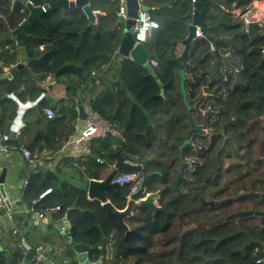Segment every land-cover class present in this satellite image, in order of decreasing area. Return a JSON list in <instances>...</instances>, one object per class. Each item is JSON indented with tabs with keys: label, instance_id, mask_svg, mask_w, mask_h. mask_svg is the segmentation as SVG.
<instances>
[{
	"label": "trees",
	"instance_id": "obj_1",
	"mask_svg": "<svg viewBox=\"0 0 264 264\" xmlns=\"http://www.w3.org/2000/svg\"><path fill=\"white\" fill-rule=\"evenodd\" d=\"M140 1L153 9L150 13L159 23L148 40L149 46L144 45L149 60L157 62L153 66L155 77L143 65L117 53L122 28L116 25L115 12L120 0H91L90 8L105 11V17L95 23L78 7L50 11L41 23L44 21L55 34L60 48L47 49L46 61L39 66L42 71L33 72L27 64L35 62L32 59L37 53L31 51L38 52L39 46L44 45L34 43L38 37L33 29L26 65L12 81L0 80V134L7 135L18 114V103L5 94L13 93L22 102L27 97L34 100L48 77L66 87L61 103L53 104L43 97L26 110L25 125L17 138L4 142L7 147H24L34 155L44 149L42 143L48 139L50 149L59 150L73 133L81 104L97 112L119 133L92 140L91 153L75 159L82 172L79 184L69 186L68 181H59L55 173L35 176L23 193V200L31 204L35 199L33 210L49 218L53 215L51 210L59 207V215L52 218L50 228L66 216L71 243L64 239L62 254L67 264H76L72 250L75 243L89 246L91 261L106 254L115 255L118 261L113 264H247L242 222L225 219L211 227L196 225L182 236L179 234L185 226L230 212L229 203H202L205 199L201 198V190L213 185V176L222 165L218 156L220 141L214 134L204 132L215 131L212 108L216 82L227 87L236 83V96H241L239 86L246 80L247 66L257 64L261 58L250 47L264 46V32L252 27L245 33L230 13L232 3L242 6L252 0H207L206 32L217 40V53L211 50L207 38L197 36L184 58L178 48L187 35L192 1ZM8 46L0 53V72L17 63L15 48L11 43ZM235 61L244 66L240 75L232 76L231 63ZM181 69L186 75L187 100L192 107L189 113L179 90ZM161 88L164 97L159 95ZM47 108L53 110L52 118L45 115ZM186 140L189 143L179 150ZM114 152L133 164L149 158L140 170L147 180L145 190L159 191L158 203L166 205L171 213L159 212L154 218L149 206L134 204L131 215L123 219L125 228L106 214L99 200L87 198L89 180H103L114 170ZM130 171L134 170L118 172ZM240 181L234 189L223 187L221 196L212 191L210 195L215 200L228 198L243 188ZM47 188L50 193L38 199ZM128 194L129 188L117 185L107 191V198L121 211L127 206ZM234 228L237 234L232 236ZM258 228L253 223L254 234ZM34 257L33 249L26 253L19 248L1 250L0 264H28Z\"/></svg>",
	"mask_w": 264,
	"mask_h": 264
},
{
	"label": "flooded vegetation",
	"instance_id": "obj_2",
	"mask_svg": "<svg viewBox=\"0 0 264 264\" xmlns=\"http://www.w3.org/2000/svg\"><path fill=\"white\" fill-rule=\"evenodd\" d=\"M40 5H42L40 0H0V40L7 35L9 29L23 23L28 6ZM13 22H16L14 26ZM8 45L9 42L0 43L1 53L9 48ZM250 51L257 54L259 52L261 58L257 64L247 66L246 80L239 86L242 87L239 89L242 92L241 96H236V83L227 87L217 81L214 86L212 117L215 131L212 133L205 130L204 133L214 134L216 140L220 141L218 156L222 165L217 169L218 171L222 169L227 175L223 182H217L215 179L213 185L203 187L201 198L205 199V195L214 191L211 190L212 186L220 184L221 188L229 186L234 189L241 180L243 188L225 198L231 199L227 202L230 204V212L222 217L226 218L237 212L244 213L229 220L245 225L244 256L247 264H264V46H251ZM31 53H37V50ZM243 66L244 63L232 62L231 75L235 73L240 75ZM240 193L247 195L238 197ZM211 199L214 197L210 195L202 202L208 203ZM253 223L258 224L257 234L253 233ZM235 226L236 224L233 225ZM236 234L234 228L232 236Z\"/></svg>",
	"mask_w": 264,
	"mask_h": 264
},
{
	"label": "water",
	"instance_id": "obj_3",
	"mask_svg": "<svg viewBox=\"0 0 264 264\" xmlns=\"http://www.w3.org/2000/svg\"><path fill=\"white\" fill-rule=\"evenodd\" d=\"M192 1V8L190 12V23L186 25L187 29V35L186 37L181 41V46H183L182 50V58L185 57L188 48L190 46V43L193 39H195L197 36H203L207 38L210 41L211 44V50L214 51V53H217L215 50L217 40L212 39L206 32V25H205V16H206V4L207 0H191ZM42 5L37 7H31L28 6V12L25 17V20L21 25H18L16 27H13L9 29L7 35L4 38H1L0 43L2 42H9L13 45L15 48V52L17 53V63L10 64L8 66V70H3L0 72V80H10L12 81L13 78L18 74V72L21 70V68L26 65L29 52H28V40L31 36V31L34 29V27L41 23L44 16L55 9H63V8H73L78 7L82 8L87 12L89 15V20L91 22H95L94 17L91 15L90 12V6L88 4L89 0H57L52 2L51 0H41ZM125 6H126V17L124 19L119 18L116 22V25H122V37L121 41L117 48V53H119L121 56L133 60L141 65H143L147 70H149L150 74L155 77L154 68L148 58V53L145 50V46L142 43H135L134 37H133V25L135 22V19L138 16L139 10L142 11H153V9L143 3H141L140 0H124ZM2 52V49H0V53ZM185 81H186V75L183 69L179 71V90L182 96V102L184 106L186 107L187 113L190 112L191 106L187 100V91L185 89ZM158 84H161L159 80H157ZM55 84L54 81L49 83L46 87L40 88V91L42 92V98L46 97L48 100H50L52 103H55L56 100L49 94H46L48 90ZM159 95L164 97V91L161 88ZM14 98V96H11ZM19 104V110H18V117L21 116L25 106H22L20 102ZM78 113V119L84 120L86 117V109L84 105H79L77 109ZM189 141H185L179 148V150L187 144ZM113 156L115 157V165L114 170L103 180H97V179H91L88 182V189H87V195L91 199L99 200L102 203L103 209L105 210L106 214L117 220L120 224H122L124 227L123 219L130 215L131 210L135 202H137V205L139 206H149L153 210V217L155 218L156 215L159 212H163L165 214L171 213L168 211L166 205H157L154 200L159 198L158 192H152L148 194L144 199H141L143 197V194L145 193L146 183L147 180L144 178L142 184L140 185L139 189L130 194L129 200L127 202V206L124 210L119 211L117 210L110 201L107 200V191L109 189H112L116 187V184H112L111 178L113 177L114 173L116 171H123V170H137L140 171L143 169V166L145 162L147 161V157H143L140 164H133V163H127L125 162V159L119 155L118 152H114ZM6 168H3L0 172V194L4 198V202L6 204L7 210H11V202L7 194V190L5 187V178H6ZM152 173H149L150 176ZM122 186L129 188V184H121ZM247 195L246 193H240L238 197H243ZM231 199H225L220 201H215L214 199H211L208 204L213 205L214 203H227L230 202ZM204 204V202H202ZM244 215V213H235L230 214L224 217L217 218L213 221H200L197 223V225H204L206 227H211L213 225H216L220 222H222L224 219H232V218H238L240 216ZM196 225H189L182 228L181 233L179 234L182 236L186 231L194 228ZM126 228V227H125ZM125 234V239L127 238V234ZM68 241L71 243V239L68 238ZM89 246L84 243H75L72 244V250L76 254V258L79 264H103L102 258H99L97 261L92 262L88 258L87 252L89 251Z\"/></svg>",
	"mask_w": 264,
	"mask_h": 264
},
{
	"label": "crops",
	"instance_id": "obj_4",
	"mask_svg": "<svg viewBox=\"0 0 264 264\" xmlns=\"http://www.w3.org/2000/svg\"><path fill=\"white\" fill-rule=\"evenodd\" d=\"M90 1L91 0H89L88 4H90ZM150 14L152 15V13ZM43 22L34 27L36 34L35 36L38 37V39L40 37V39H36L34 43L43 42V47L45 50H39L37 54L34 55L35 59H32L35 62H30L27 64L29 69H31L33 72L42 71V68H39V66L46 61L47 49L54 50L60 48V44L58 43L55 34L50 32ZM96 22L97 20H95V23ZM27 44H33V41L29 39ZM3 70H8V66L3 67ZM52 81L54 80L48 77L41 83V88L46 87ZM54 82L55 84L50 88V90L47 91L46 94H49L55 98L56 102L53 104H59L65 98L66 87L63 84L57 83L56 81ZM5 96H14L13 99L17 103L20 102L22 106L26 105V107L24 108L21 116L18 117L17 114L16 118L11 123L9 134H0V144L2 143V135H7V137L11 139L17 138V136H15L16 128L19 127V131H21L22 127L25 125L24 113L28 108H32L42 98V92L40 91L37 98L34 100L30 99V97H27L24 102L20 101L13 93L5 94ZM19 107L20 106L18 104V110ZM85 109H87V107H85ZM117 136H119V133ZM46 141L47 142L44 140L42 143V145L44 144V149L34 154L30 160L24 158L21 154V148L24 147L14 148L10 146L7 147V152H0V172L3 168H6L7 170L5 187L11 202V210L8 211L6 207V213L8 215L4 214L3 211H0V251L5 250L7 252L10 249L19 248L24 253H26L27 250L42 246L45 249L44 254L49 264H67L62 254L64 239H67L60 229V225L65 224L63 222V218L60 222H56L53 227H49V223L51 222L52 218L59 215L57 211L58 209L55 208L51 210L53 213L52 217H50L51 219L47 215H45L43 218H39L37 216V212L40 211H34L33 207L31 206V204L36 202H33L35 199H32L31 204H29L27 200H23V193L26 191L30 180L33 177H41L45 174L49 175L50 173H55L58 176V180L61 182L68 181L70 183L69 186H71L72 183L79 184V181L82 178V172L79 171L75 159L80 158L82 155H76L70 147H66L65 142L59 150L53 151L49 147L51 145L49 140L46 139ZM147 160H149L148 157ZM87 189L88 184L86 188V195ZM156 192L159 194V191ZM146 193L150 194L151 192L145 191L143 197H146ZM87 198L91 199L88 197V195ZM158 199L154 200L156 204L158 203ZM127 200H129L128 196ZM135 204H137V202H135ZM157 205L160 204L158 203ZM66 224L69 226L68 220ZM195 225H197V223ZM127 227L130 230L129 225H127ZM21 238H23L24 241L21 240ZM101 258L103 259V264H113L115 261H118L115 258V255L111 254H106ZM76 264H79L77 258Z\"/></svg>",
	"mask_w": 264,
	"mask_h": 264
},
{
	"label": "built area",
	"instance_id": "obj_5",
	"mask_svg": "<svg viewBox=\"0 0 264 264\" xmlns=\"http://www.w3.org/2000/svg\"><path fill=\"white\" fill-rule=\"evenodd\" d=\"M73 1V0H72ZM82 9V8H81ZM84 16L89 19V15L85 10H83ZM91 15L95 20L101 17L106 16V12L99 9H91ZM232 17L241 25L245 33H248L252 27L258 28L259 30L264 32V0H252L246 5L242 6H234L232 10H230ZM116 17L124 19L126 17V6L124 0H120L118 9L115 12ZM159 28V23L155 20L150 12L139 10L138 16L135 19L133 25V37L135 43L145 44L148 40L151 39L155 30ZM39 50H43V46H39ZM152 66L156 65V61H150ZM45 115L48 118H52L54 116V112L52 109L47 108L45 110ZM20 134L19 127L15 130V136ZM117 136L118 131L113 128V126L103 119L97 112L86 109V117L84 120H78V123L75 124L73 133L67 137L65 145L66 147H70L76 155H85L91 153V141L98 138H105L107 136ZM8 139L7 135H2V143L0 144V152H7V146L4 143ZM21 154L26 159H31L33 157L32 153L25 149L21 148ZM97 162L103 163V160L100 158L96 159ZM127 163H131L130 161H125ZM144 180V175L141 171H130V172H118L116 171L111 178V183L116 185H121L128 183L129 184V194L136 192L140 185ZM51 189L45 190L43 193L39 195V199L44 197L47 193H49ZM148 195L147 193L145 194ZM145 197H142L143 199ZM36 200H33L35 202ZM59 209V207H56ZM0 211L6 213V204L4 202V198L0 194ZM46 214L42 212H37V216L39 218H43ZM63 222L65 224L60 225V229L63 234L68 238H70V230L67 223L66 216L63 217ZM15 232V231H14ZM21 240L24 241L23 238ZM35 252V257L28 264H49L44 254V248L42 246H38L33 249ZM23 264V263H20Z\"/></svg>",
	"mask_w": 264,
	"mask_h": 264
},
{
	"label": "rangeland",
	"instance_id": "obj_6",
	"mask_svg": "<svg viewBox=\"0 0 264 264\" xmlns=\"http://www.w3.org/2000/svg\"><path fill=\"white\" fill-rule=\"evenodd\" d=\"M234 6H236V3H232V5H231V9L230 10H232V8L234 7ZM50 14V12L49 13H47L46 14V17L48 16ZM157 15H155V17H156ZM156 18H158V17H156ZM155 19V18H154ZM145 46H149V41L148 42H146L145 44H144ZM182 50H183V46H181V45H179V48H178V51L180 52H182ZM125 161H127V160H125ZM114 165V164H113ZM226 173H225V171H223L222 169H219V171L217 170V173H215V176H213V181L216 179V181L218 182V181H221V182H223L222 180H223V178L224 177H226ZM220 182V183H221ZM219 184V183H218ZM222 186H220V184L219 185H215V186H212L211 187V190H214L213 191V193L214 194H217L218 193V196H221V194H222V191H224V190H222V188H221ZM218 190V191H217ZM209 198V194H207V195H205V199L207 200ZM158 204V203H157ZM171 212V211H170Z\"/></svg>",
	"mask_w": 264,
	"mask_h": 264
},
{
	"label": "clouds",
	"instance_id": "obj_7",
	"mask_svg": "<svg viewBox=\"0 0 264 264\" xmlns=\"http://www.w3.org/2000/svg\"><path fill=\"white\" fill-rule=\"evenodd\" d=\"M144 199V198H143Z\"/></svg>",
	"mask_w": 264,
	"mask_h": 264
}]
</instances>
